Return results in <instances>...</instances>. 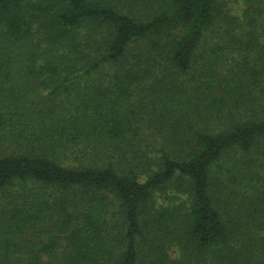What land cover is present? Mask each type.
<instances>
[{"label": "trees", "instance_id": "1", "mask_svg": "<svg viewBox=\"0 0 264 264\" xmlns=\"http://www.w3.org/2000/svg\"><path fill=\"white\" fill-rule=\"evenodd\" d=\"M0 264H264V0H0Z\"/></svg>", "mask_w": 264, "mask_h": 264}, {"label": "rangeland", "instance_id": "2", "mask_svg": "<svg viewBox=\"0 0 264 264\" xmlns=\"http://www.w3.org/2000/svg\"><path fill=\"white\" fill-rule=\"evenodd\" d=\"M224 3L227 5V6H229V4L230 5H232L233 3H235V0H224ZM164 196V195H163ZM170 203V204H175L174 202H172L171 200H166V199H164V197H162V200H160V203L161 204H163V203Z\"/></svg>", "mask_w": 264, "mask_h": 264}]
</instances>
